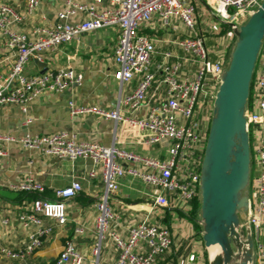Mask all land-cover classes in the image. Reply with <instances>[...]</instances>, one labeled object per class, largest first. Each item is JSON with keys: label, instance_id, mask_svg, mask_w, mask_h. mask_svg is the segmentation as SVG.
<instances>
[{"label": "built area", "instance_id": "1", "mask_svg": "<svg viewBox=\"0 0 264 264\" xmlns=\"http://www.w3.org/2000/svg\"><path fill=\"white\" fill-rule=\"evenodd\" d=\"M261 1L63 0L56 21L35 25L31 36L15 27L34 13L40 0H25L22 12L0 3V33L5 39V48L12 53L9 69L6 72L0 71V105H18L26 114L28 104L40 95L46 92L58 93L72 85H81L82 75L70 67L31 75L24 73V67L32 58L42 61L45 52L54 51L84 32L114 27L118 37L112 52L115 65L113 77L120 84L138 77V84L131 92L119 98L114 109L78 108L70 101V115L75 117L79 113L92 112L105 119L126 121L149 132L142 141L145 145L169 141L168 157L162 160L124 150L116 142L104 146L94 141L78 140L68 132H27L17 138L0 136V140L38 150L43 155L69 160L90 158L100 166L103 191L95 203L97 242L93 252L98 254L100 243L107 235L116 248L115 259L103 264H156L172 246L168 228L147 219L129 226L126 235L111 229L112 222L118 216L111 207L110 199L118 189L119 179L126 174L160 190L152 198V207L168 208L171 198L179 199L186 207L191 206L194 199L200 200V166L209 122L215 93L228 64L223 54H217L216 60L211 59L210 54L219 48L226 49V53L232 50L234 31L246 21ZM197 4L206 8L210 20L226 24L228 28L222 39L214 40L211 48L206 44L204 31H195L198 23ZM78 14H84L85 18L77 22L70 21ZM153 18H158L163 24L182 23L189 32H194L192 36L174 41L182 53L164 52L165 60L159 62L155 69L151 62L157 52V40L140 31V27ZM187 62L195 66L192 77L184 75ZM157 73L160 76L158 80L155 79ZM251 79L245 119L248 136L252 137L255 185L251 195L247 194L248 206L239 228L244 231V235L249 234L251 237L252 260L255 257L256 264H264V243L260 242L261 235L264 236V50L261 47ZM155 82V89L162 88L163 92L157 100L150 102L147 93ZM143 107L147 109L146 114L135 116L134 113ZM28 122L29 118H25V123ZM2 154L5 153L0 151V155ZM138 165L145 169H139ZM88 176L94 177L95 170L90 171ZM10 187L36 194L18 217L23 226L33 228L29 234V242L23 250L17 251L0 246V253L4 257L21 259L41 247L43 236L51 233L53 226L45 220H50L58 227L66 224L68 202L81 190V184L74 180L54 190L53 200L43 197L44 186L31 177ZM2 222L6 223L7 219ZM75 231L81 233L82 229L77 228ZM82 259L74 244L67 240L56 264H81Z\"/></svg>", "mask_w": 264, "mask_h": 264}, {"label": "crops", "instance_id": "2", "mask_svg": "<svg viewBox=\"0 0 264 264\" xmlns=\"http://www.w3.org/2000/svg\"><path fill=\"white\" fill-rule=\"evenodd\" d=\"M85 1V0H78ZM18 12L24 11L25 0H0ZM104 5V4H103ZM63 6V0H40L34 13L26 17L15 28L29 36L35 25L50 24L56 21L57 13ZM197 27L205 33L206 44L212 47L214 40L219 41L228 28L223 24H215L210 20L206 8L197 4ZM84 14H78L70 19L77 22L84 19ZM140 31L154 37L157 41L156 54L152 57V67L165 60L164 52L180 54L182 50L174 43L179 38L192 36L182 23L171 22L163 24L158 18L143 24ZM118 37L117 29L104 27L84 32L66 44L60 45L54 51L45 52L42 61L46 62V70L70 67L82 75L79 86L72 85L62 92H46L28 104L24 114L18 105H0V136L17 138L24 133L52 134L68 132L78 140L94 141L104 146L113 142L124 150L139 155L166 159L168 157L169 141L164 140L155 145H145L143 139L149 135L147 130H141L126 121L105 119L92 112H83L75 117L70 115L68 103L78 108H99L111 110L116 107L119 98L131 92L138 84V77L120 84L113 77L115 68L112 52ZM5 39L0 33V71L6 72L12 63V53L5 48ZM264 50V41L261 43ZM230 52L219 48L213 50L210 58L217 59V54H223L229 61ZM27 74L38 73V68L31 60L25 65ZM25 70V68H24ZM195 66L187 62L184 75L192 77ZM160 78L159 73L155 79ZM156 82L147 93L150 102L162 95V88L155 89ZM250 98V94H249ZM146 107V106H145ZM140 108L135 116H144L146 108ZM25 118L30 122L25 123ZM0 246L10 250H23L29 242L32 227H25L19 222L23 208L33 199L28 192L11 189L10 185L20 184L26 177L44 186L43 197L53 200L54 190L68 185L72 181L81 184V190L69 200L67 205V222L64 226L52 225L50 234L43 236L41 247L34 249L31 254L21 259L6 258L0 253V264H56V260L64 243L70 240L83 257L81 264H103L113 261L116 248L108 235L100 243L98 254L93 250L97 242L95 223L97 210L95 203L103 191L100 166L90 158L78 157L74 160L59 159L47 156L38 150L27 149L12 141L0 140ZM144 170V166L138 165ZM95 170V176L89 177L90 171ZM255 185V173L249 182L251 195ZM160 190L152 187L137 177L126 174L118 181V189L112 195L110 204L118 216L111 224V229L126 235L128 227L147 219L160 226L168 228L172 237V246L156 264H209L212 252L203 250L202 235L195 221L201 223L200 216L194 220L189 216L192 205L186 207L177 198H171L168 208L152 207L151 201ZM200 215V212H199ZM7 219L3 223V219ZM81 228L78 233L75 229Z\"/></svg>", "mask_w": 264, "mask_h": 264}, {"label": "water", "instance_id": "3", "mask_svg": "<svg viewBox=\"0 0 264 264\" xmlns=\"http://www.w3.org/2000/svg\"><path fill=\"white\" fill-rule=\"evenodd\" d=\"M235 41L215 93L203 158L199 195L202 240L218 245L209 264H251L253 243L239 228V213L248 206L249 136L245 108L258 52L264 37V0L234 31ZM39 73L44 61L32 58Z\"/></svg>", "mask_w": 264, "mask_h": 264}, {"label": "rangeland", "instance_id": "4", "mask_svg": "<svg viewBox=\"0 0 264 264\" xmlns=\"http://www.w3.org/2000/svg\"><path fill=\"white\" fill-rule=\"evenodd\" d=\"M212 24H214V26H217V25H215V24H218L219 25V23L216 21V20H213V23ZM223 26H225V27H227V25L226 24H223ZM29 63V62H28ZM25 68V70H24V73L26 74V75H31V74H27L25 71L27 70V68L26 67H24ZM34 74V73H33ZM251 82H252V79H251ZM250 82V83H251ZM218 88V87H217ZM249 149H250V166H249V173H250V181H251V179H252V177H253V175H254V163H253V152H252V137H250L249 138ZM249 181V182H250ZM249 191V184L247 185V187H246V189H245V192H248ZM244 218V213H239V220L240 221H242V219ZM260 242L261 243H264V236H262L261 235V237H260ZM256 248V247H255ZM203 250L204 251H206L207 253H208V248L207 247H203ZM213 254V253H212ZM252 264H256V259H255V257L253 258V260H252Z\"/></svg>", "mask_w": 264, "mask_h": 264}, {"label": "trees", "instance_id": "5", "mask_svg": "<svg viewBox=\"0 0 264 264\" xmlns=\"http://www.w3.org/2000/svg\"><path fill=\"white\" fill-rule=\"evenodd\" d=\"M249 94H250V90H249ZM28 194L31 195L32 198L36 197V194H34V193L28 192ZM192 209H193V211H192V213L189 216H191V219L194 220L196 217L200 216L199 215V212H200V200L199 199H194L193 200ZM195 226H196V229L198 228V230L200 231V233L202 235V223H197L195 221Z\"/></svg>", "mask_w": 264, "mask_h": 264}, {"label": "bare ground", "instance_id": "6", "mask_svg": "<svg viewBox=\"0 0 264 264\" xmlns=\"http://www.w3.org/2000/svg\"><path fill=\"white\" fill-rule=\"evenodd\" d=\"M209 251L213 253V255H215L216 253L219 252V246L218 245H211L208 247Z\"/></svg>", "mask_w": 264, "mask_h": 264}]
</instances>
